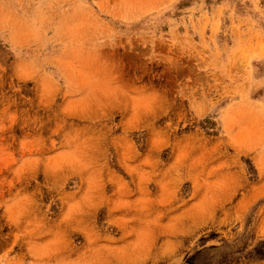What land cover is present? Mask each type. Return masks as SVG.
<instances>
[{"label":"rangeland","instance_id":"rangeland-1","mask_svg":"<svg viewBox=\"0 0 264 264\" xmlns=\"http://www.w3.org/2000/svg\"><path fill=\"white\" fill-rule=\"evenodd\" d=\"M0 264H264V0H0Z\"/></svg>","mask_w":264,"mask_h":264}]
</instances>
